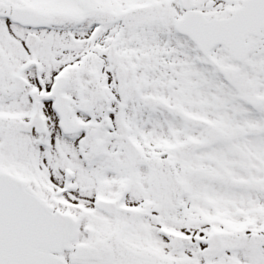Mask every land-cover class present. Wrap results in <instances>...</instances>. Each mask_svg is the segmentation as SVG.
I'll list each match as a JSON object with an SVG mask.
<instances>
[{"label":"snow or ice","instance_id":"1","mask_svg":"<svg viewBox=\"0 0 264 264\" xmlns=\"http://www.w3.org/2000/svg\"><path fill=\"white\" fill-rule=\"evenodd\" d=\"M0 264H264V0H0Z\"/></svg>","mask_w":264,"mask_h":264}]
</instances>
